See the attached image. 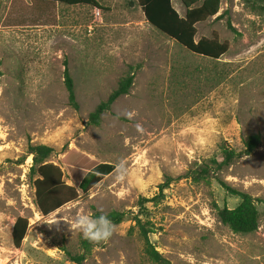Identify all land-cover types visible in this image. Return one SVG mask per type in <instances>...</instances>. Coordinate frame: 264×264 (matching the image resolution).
<instances>
[{
  "label": "rangeland",
  "instance_id": "rangeland-1",
  "mask_svg": "<svg viewBox=\"0 0 264 264\" xmlns=\"http://www.w3.org/2000/svg\"><path fill=\"white\" fill-rule=\"evenodd\" d=\"M67 6L48 0H0V264H74L82 233L71 223L81 208L91 214H142L150 241L171 264H264V147L242 157L211 184L183 176L222 146L238 152L249 135L264 142V12L253 0H222L220 13L197 24L196 40L229 46L218 61L201 57L152 26L138 0H97ZM181 16L186 8L172 0ZM261 6V2H259ZM236 29H229L228 23ZM80 110L69 105L65 64ZM129 72L135 83L100 126L89 115ZM129 114H132L129 116ZM139 126V127H138ZM30 145L55 149L49 159L79 190L100 164L115 170L88 193L43 216L37 206ZM130 175L117 179L116 165ZM174 179L165 197L166 177ZM218 180L263 202L258 230L239 234L217 207L235 209L240 198ZM107 243H93L82 264H153L129 215ZM30 226L21 248L13 243L18 218Z\"/></svg>",
  "mask_w": 264,
  "mask_h": 264
},
{
  "label": "trees",
  "instance_id": "trees-1",
  "mask_svg": "<svg viewBox=\"0 0 264 264\" xmlns=\"http://www.w3.org/2000/svg\"><path fill=\"white\" fill-rule=\"evenodd\" d=\"M61 3L67 6H91L102 10V6L97 0H48ZM186 8L185 16H181L173 5L172 0H138L146 20L157 30L176 41L191 53L213 59L220 60L229 50V46L221 43L217 39L196 40L197 24L216 17L222 9V0H181ZM250 2L249 0H246ZM261 2V6H259ZM253 9L264 12V0H253ZM228 27L233 32L236 29L229 22ZM64 83L68 93L69 105L80 110L77 98L74 78L70 72L68 64H65ZM135 83V73L129 72L123 77L117 88L109 95L106 101L101 102L89 115L91 125L100 126L102 117L110 112L115 102L123 96L130 94ZM243 150L238 152L229 144L222 146V159L213 158L208 162L196 166L189 170L183 178L191 179L195 183L211 184L213 179H217L218 174L232 166L242 157L251 156L255 151L264 147L263 138L260 134L249 135L243 141ZM55 153V149L47 145H30L28 155L33 157L32 171L37 176L35 181L37 206L43 216H48L68 203L79 198V190L88 193L93 187L99 184L107 175L115 170L112 164H100L89 172L79 185V190L68 185L64 180L62 168L49 161ZM174 179L166 177L164 183L160 184V194L152 199H141L140 206L146 203L157 202L164 198L165 190L169 189ZM225 190L232 196L240 198L241 203L235 209L228 207H217L220 221L228 226L232 231L239 234H250L258 230L260 226L261 214L258 203L263 202L253 196L230 187L226 182L218 180ZM264 203V202H263ZM100 212L94 215H100ZM115 225H120L127 220L129 215H133L132 221L135 226L131 230L138 229L139 235L144 242V253L153 264H171L150 241V234L153 233L152 222L144 220L142 214L133 212L112 211L106 213ZM28 219L20 217L17 219L13 232V243L16 248H21L29 230ZM93 242L86 239L82 241L83 253L77 256L68 253L70 260L74 264H82L90 254Z\"/></svg>",
  "mask_w": 264,
  "mask_h": 264
},
{
  "label": "clouds",
  "instance_id": "clouds-1",
  "mask_svg": "<svg viewBox=\"0 0 264 264\" xmlns=\"http://www.w3.org/2000/svg\"><path fill=\"white\" fill-rule=\"evenodd\" d=\"M131 115L129 114V116ZM126 165L127 162L123 160L116 165L117 179L119 181H124L130 175V170ZM71 228L80 230L83 238L90 242L107 243L113 236L116 225L102 210L101 214L96 216L81 208L75 215Z\"/></svg>",
  "mask_w": 264,
  "mask_h": 264
}]
</instances>
